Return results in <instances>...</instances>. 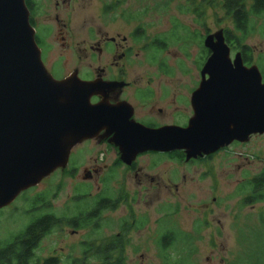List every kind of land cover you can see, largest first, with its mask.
<instances>
[{
  "label": "rangeland",
  "instance_id": "rangeland-1",
  "mask_svg": "<svg viewBox=\"0 0 264 264\" xmlns=\"http://www.w3.org/2000/svg\"><path fill=\"white\" fill-rule=\"evenodd\" d=\"M101 1L74 0L72 6L56 10V0H41L45 12L56 11L68 23L63 35L70 48L65 49L63 35L56 24L46 21L54 28L49 34L52 48L46 55L45 66L55 77L75 72L80 77L90 76L93 62L90 55L82 51L91 38L89 29L101 11ZM135 1L132 0L131 11L145 6L148 15L145 23L153 35L169 38L175 29L183 38L188 33L191 40L186 45L184 40L176 43L177 40L172 39L164 51L140 52L136 60L133 57L130 73L162 76L157 65L149 61L158 60L174 70L171 85L175 90L182 91V86L192 79L195 87L200 80L199 67L205 59L206 35L234 29L232 19L222 12L221 0ZM195 10L204 12V16L200 12L194 14ZM245 45L252 51L253 66L263 72L264 17L253 19ZM235 55L232 53V60ZM186 67L189 72L183 75L181 68ZM115 157L113 149L97 147L96 142L76 147L66 171L65 168L56 170L36 187L25 191L26 196L23 192L12 205L0 210V241L6 242L21 233L37 216L39 212L32 213L30 204L38 194H45L50 201L46 212L72 218L90 209L91 197L104 190H107L106 196L117 199L121 183L125 200L112 211H102L103 220L97 229H77L79 233L75 234L76 229L72 227L53 228L34 250L32 264H43L51 258H57L59 264H105L103 255L84 259L81 243L100 242L103 238L123 234L122 224L134 219L145 220L146 227L140 233L128 234L123 264H264V200L245 204L250 191L243 188L264 170V135H254L245 144L226 148L211 160L196 165L179 164L162 154H148L138 160L137 178L134 173L127 174L120 168L112 179H107L104 159L111 163ZM96 165L101 174L92 180L84 179V169ZM76 169L71 175L66 173ZM84 194H88L85 201L80 198ZM170 205L178 207L177 210ZM158 225L184 229L192 235V243L177 242L165 255L155 243ZM196 227H200V232L195 234ZM166 256L170 258L165 259Z\"/></svg>",
  "mask_w": 264,
  "mask_h": 264
},
{
  "label": "water",
  "instance_id": "water-1",
  "mask_svg": "<svg viewBox=\"0 0 264 264\" xmlns=\"http://www.w3.org/2000/svg\"><path fill=\"white\" fill-rule=\"evenodd\" d=\"M210 57L194 94L186 129L151 130L128 122L118 108L92 105L104 93L76 74L58 80L44 64L26 0H0V210L56 170L72 149L105 127L123 162L146 152L185 151L187 159L214 154L233 142L264 135V83L257 66L231 59L224 33L209 35ZM208 77V78H207Z\"/></svg>",
  "mask_w": 264,
  "mask_h": 264
},
{
  "label": "flooded vegetation",
  "instance_id": "flooded-vegetation-1",
  "mask_svg": "<svg viewBox=\"0 0 264 264\" xmlns=\"http://www.w3.org/2000/svg\"><path fill=\"white\" fill-rule=\"evenodd\" d=\"M73 1L74 0H56L55 9H66L69 6H72ZM255 2L256 0H247L246 5L248 8H250L251 6H254ZM26 4L30 11V22L35 29L36 41L39 48L41 49L42 59L45 64L46 55L52 48V44L48 41V39L52 28H54L53 24H56L60 35H63L68 29V23L64 22L66 19H62L61 14L57 13L56 11L54 13L47 11L45 12L41 0H26ZM200 4L203 5V3ZM132 5V0L101 1V11L96 15V18L89 29V35L91 38L87 46L84 47L82 51L86 55H90L93 62L91 74L88 77H80L77 72L74 74H76L83 81L97 83V87H100L104 92L91 98L92 105L106 104L108 107L118 108V110L122 111L123 115L129 116L128 122L138 124L147 129H186L190 126L191 121L195 117L194 94L199 89L203 80L202 70L208 58L210 57V52L207 49L204 50L203 59H205L202 62V65L199 67L200 80L197 81L198 84L194 87L192 79L188 84L186 83L182 86V91L175 90L171 85L174 83V77H172L174 70L171 69L165 62H160L158 60L155 61L152 59L149 60L151 63L157 65L158 70L163 74L162 76L140 73L132 75L130 73V67L133 57L135 59L136 57L140 56V52L146 51L147 53H151L155 51V49L164 51L167 48L168 43L172 40L171 37L177 35V31L173 29L174 31L172 30L173 32L169 38L156 37L157 35H153L145 23V20L148 17L145 11V6L143 8L139 7V9L136 11H131ZM199 12V10H195L194 14H199ZM222 12L225 17L233 19V14L231 15L229 11L223 7ZM200 14L201 16H204V12H200ZM47 20L54 23H47ZM226 31L227 30L222 31L224 33L225 40ZM188 35L189 34L187 33L185 38L186 45H188L191 40ZM209 35L210 34H207L206 37ZM173 40H177L175 41L176 43L182 41V39L178 41L177 38H174ZM62 46L65 49L70 48V44L67 43V37L64 35L62 36ZM228 46L230 47L231 51L230 56L232 53H235L236 55L240 53L243 59L244 56L241 49L235 50L229 44ZM251 59L253 63L252 51ZM181 62L180 65H182ZM243 62L246 67L253 66V64H246L244 59ZM49 72L51 73V71ZM188 72L189 70L187 67L185 69L181 68V73L183 75L188 74ZM51 74L58 80H63L74 75L72 74L70 76H62L59 78L55 77L53 73ZM262 76L264 83L263 73ZM110 131H112L111 128L105 127L94 138L82 141L71 151L72 154L76 147L93 142L97 143V147L105 146L113 149L116 153L115 159L113 161L111 159V163L106 161V158L104 159L105 166L107 167V171L104 176H107V179L108 177H111L109 179H112V175H114L120 168L126 170L127 174L128 172L134 173L137 178L139 172L138 160L141 157H146L148 154H162L168 156L169 159L179 164L196 165L197 163H205L211 160L214 155L222 152L226 148H230L238 144H245L233 142L229 147L222 148L214 154L192 159H187L186 152L183 150L169 153L150 151L138 154L130 164H127L123 162L120 149L115 144V134L110 133ZM253 136H251L250 139ZM67 169L68 166L65 167V171ZM76 171L77 169L66 173L71 175ZM101 172L102 171L98 165L93 166L89 170L84 169V179L92 180L95 178V176L100 175ZM109 172L110 174L107 175ZM104 181L106 182L107 180L105 179ZM123 185L121 183L119 184L121 189L120 195L117 199L106 196L108 193L107 190H104V192L101 194L91 197L93 204L91 207H89L90 209L80 212L79 215L75 217H56L46 212L48 209L43 212V215L46 214L54 216L59 220L58 226H67L76 229L73 231L75 234L79 233V230L77 229H92L93 231V229L98 228L101 221L103 220L101 215L103 210L112 211L119 205L121 200H125L123 199L125 195ZM87 197L88 194H84L80 198L85 201ZM169 207L175 210L178 208H174L173 205H170ZM145 227V220L140 219L136 221L134 219L131 223L126 222L122 224L121 230L123 234H117L114 237L111 236L108 238H103L100 240V242H97V240H95V242L94 240L82 242L81 244L84 247V259L87 260L90 257L96 258L99 255H103L105 264H123L124 248L126 243L129 242L128 234L131 232L140 233L141 230L145 229ZM158 228L159 229L157 230L155 243L159 246L162 252L165 251V255L168 249L174 247L177 242L192 243V235L186 233L184 229L177 228L175 225L165 227L158 225ZM199 230L200 227H196L195 234L199 233ZM48 234L43 236L42 239ZM96 242L100 243V245H97ZM166 258L170 257L166 256L165 259ZM112 259L117 260L113 261L112 263ZM33 260L34 258L32 257L31 264ZM43 264H59V261L57 258H51L45 260Z\"/></svg>",
  "mask_w": 264,
  "mask_h": 264
},
{
  "label": "trees",
  "instance_id": "trees-1",
  "mask_svg": "<svg viewBox=\"0 0 264 264\" xmlns=\"http://www.w3.org/2000/svg\"><path fill=\"white\" fill-rule=\"evenodd\" d=\"M173 1L170 0V2ZM221 2V6L229 11L231 15L233 14L234 29L233 31H226L227 43L235 50L241 49L245 63L251 65V49L245 45V40L247 34H249V29L252 27L253 19L264 17V0H256L254 6L250 8L246 5L247 0H221ZM174 38L180 41L183 36L177 33V35L171 37V39ZM185 38L182 40L185 41ZM262 73L264 75V71ZM243 188L250 191V195L244 200L245 204L253 205L263 201L264 170ZM26 194L24 192L23 196H26ZM31 202L30 205L33 208L31 212L39 213L21 233L12 236L6 242L0 241V264H31L32 257L34 258L33 250L37 248L39 241L53 228L58 227V219L52 215H43V212L50 205V201L45 194H38Z\"/></svg>",
  "mask_w": 264,
  "mask_h": 264
}]
</instances>
